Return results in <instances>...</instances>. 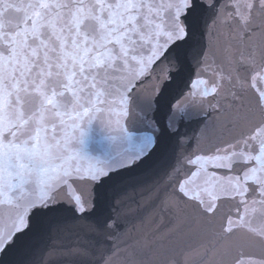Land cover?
<instances>
[{
  "label": "snow or ice",
  "instance_id": "1",
  "mask_svg": "<svg viewBox=\"0 0 264 264\" xmlns=\"http://www.w3.org/2000/svg\"><path fill=\"white\" fill-rule=\"evenodd\" d=\"M218 5L0 0V264H26L35 242L69 215L111 232L117 198L168 167L197 217L210 225L220 217L213 235L229 242L220 254L264 264V88L249 95L264 81V0ZM193 62L212 77L193 82ZM161 65L174 70L142 95ZM189 85L202 97L199 111L177 103ZM105 114L114 126L109 119L96 141L100 155L87 156L89 132ZM210 116L216 134L204 147L198 138L181 172L170 163L185 143L180 128L195 117L206 130ZM175 252L157 246L140 264H173ZM65 255L83 264L89 248Z\"/></svg>",
  "mask_w": 264,
  "mask_h": 264
},
{
  "label": "water",
  "instance_id": "2",
  "mask_svg": "<svg viewBox=\"0 0 264 264\" xmlns=\"http://www.w3.org/2000/svg\"><path fill=\"white\" fill-rule=\"evenodd\" d=\"M230 0H220V5L227 10ZM227 39V34L221 37L219 45L222 46ZM233 39H235L233 37ZM202 67H197L193 62L192 81L198 79L208 80L212 77V69L202 72ZM171 67L165 70L161 65L159 70L149 73L144 83L137 89L142 95H151L156 85L167 79ZM243 72V69H241ZM159 77V79H157ZM251 77H248L250 87ZM203 87V86H201ZM264 88V81H257L256 88H250L249 95L256 90ZM196 90L189 85L179 96L177 103L186 104L193 112L199 111V101L202 97L192 95ZM162 119V114H157ZM113 122L116 116L103 117L93 123L88 135L85 148L87 156H99L100 148L96 143L101 135L106 134V122ZM101 120L105 124H101ZM212 117H209L208 127L205 130L203 122L195 117L186 121L180 128L181 139L185 141L183 147L177 146L170 161L172 166L181 169V172L190 167L184 161V156L197 151V140L203 134L200 147H204L208 140L215 134L212 126ZM131 124V121L129 122ZM85 165L94 163V160H84ZM176 174L173 168L168 167L157 173L149 174L144 178V183L137 187H128L114 202L119 215L118 225L108 233H101L94 223L86 219H76L71 215L60 223L53 225L51 230L38 239L32 249L24 257L26 264H69L65 255L68 250L87 246L89 255L83 264H140V258L150 254V250L157 246L175 248L173 264H231L235 251L231 254L221 255L220 252L229 247V242L218 241L213 233L220 222L217 217L216 224L210 225L197 217L189 203L180 196L176 187ZM74 187L84 189L85 186L77 183ZM63 192L60 197L63 198ZM231 202H226L223 208L228 211ZM235 209H232L235 219ZM237 238L234 239H238ZM219 245L213 250L214 245ZM75 264H80L76 261Z\"/></svg>",
  "mask_w": 264,
  "mask_h": 264
}]
</instances>
